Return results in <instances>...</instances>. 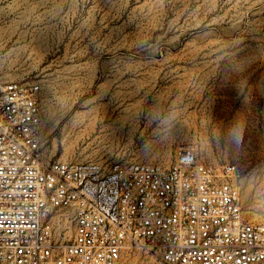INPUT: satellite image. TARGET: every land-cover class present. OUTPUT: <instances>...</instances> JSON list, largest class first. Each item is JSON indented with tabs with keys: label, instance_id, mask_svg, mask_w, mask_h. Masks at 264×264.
I'll use <instances>...</instances> for the list:
<instances>
[{
	"label": "rangeland",
	"instance_id": "rangeland-1",
	"mask_svg": "<svg viewBox=\"0 0 264 264\" xmlns=\"http://www.w3.org/2000/svg\"><path fill=\"white\" fill-rule=\"evenodd\" d=\"M11 81L40 88L44 161L169 166L184 148L234 166L264 224V0H0Z\"/></svg>",
	"mask_w": 264,
	"mask_h": 264
},
{
	"label": "built area",
	"instance_id": "built-area-1",
	"mask_svg": "<svg viewBox=\"0 0 264 264\" xmlns=\"http://www.w3.org/2000/svg\"><path fill=\"white\" fill-rule=\"evenodd\" d=\"M35 83L0 88V264H264V224L246 221L232 165L180 149L169 166L44 161ZM68 236V238L65 237Z\"/></svg>",
	"mask_w": 264,
	"mask_h": 264
},
{
	"label": "bare ground",
	"instance_id": "bare-ground-1",
	"mask_svg": "<svg viewBox=\"0 0 264 264\" xmlns=\"http://www.w3.org/2000/svg\"><path fill=\"white\" fill-rule=\"evenodd\" d=\"M166 161H167V159H166Z\"/></svg>",
	"mask_w": 264,
	"mask_h": 264
}]
</instances>
